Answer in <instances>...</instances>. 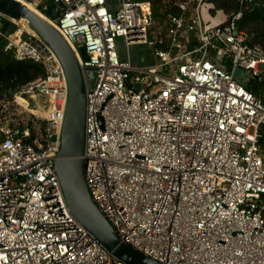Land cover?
Listing matches in <instances>:
<instances>
[{
	"label": "built area",
	"instance_id": "built-area-1",
	"mask_svg": "<svg viewBox=\"0 0 264 264\" xmlns=\"http://www.w3.org/2000/svg\"><path fill=\"white\" fill-rule=\"evenodd\" d=\"M16 1L59 32L85 78L96 74L85 180L120 240L160 264H264V100L248 89L264 84V48L238 27L242 14L212 16L207 0L175 1L178 14L162 20L146 1ZM0 37L45 71L11 95L42 130L0 126V264H125L76 221L56 174L68 100L60 61L2 14ZM135 47L153 63L133 64Z\"/></svg>",
	"mask_w": 264,
	"mask_h": 264
},
{
	"label": "water",
	"instance_id": "water-1",
	"mask_svg": "<svg viewBox=\"0 0 264 264\" xmlns=\"http://www.w3.org/2000/svg\"><path fill=\"white\" fill-rule=\"evenodd\" d=\"M53 11L56 15H53ZM60 9L51 5L46 14L52 18L60 17ZM0 14L16 21H24L36 35L50 47L60 61L68 82V100L62 130L56 174L58 176L68 208L76 221L84 227L109 253L125 264H160L123 243L115 229L93 202L85 180V122L86 94L93 88L96 74L89 72L85 78L74 52L48 22L23 6L16 0H0ZM12 31L9 26L6 35ZM83 60L88 61L84 47L79 49ZM234 78L246 86L248 74L236 69ZM140 89V85L136 86Z\"/></svg>",
	"mask_w": 264,
	"mask_h": 264
},
{
	"label": "trees",
	"instance_id": "trees-1",
	"mask_svg": "<svg viewBox=\"0 0 264 264\" xmlns=\"http://www.w3.org/2000/svg\"><path fill=\"white\" fill-rule=\"evenodd\" d=\"M151 3L153 17L162 20L167 14H178L174 6V0H134ZM215 7L216 11H222L230 20L238 13L242 14L238 22L241 30L249 31L254 35L253 43L264 48V0H207ZM6 40L0 37V126L9 123L12 129L30 128L32 133L42 130V124L37 122L29 114L16 113V107L9 104L11 95L18 92L21 87L30 84L36 79L43 77L45 71L42 65L32 61L18 62L13 52L5 51ZM248 89L257 97L264 100V89H256L249 84ZM10 121V122H9ZM2 137L0 135V142Z\"/></svg>",
	"mask_w": 264,
	"mask_h": 264
},
{
	"label": "rangeland",
	"instance_id": "rangeland-1",
	"mask_svg": "<svg viewBox=\"0 0 264 264\" xmlns=\"http://www.w3.org/2000/svg\"><path fill=\"white\" fill-rule=\"evenodd\" d=\"M114 3H117L119 2V0H112ZM175 1H178V0H174ZM214 15H218V17H220V19L223 18L224 16V19H228V16H226L224 14V12L221 13V11H216L214 13V11L212 12V16ZM24 25V24H23ZM123 54H126L125 51L122 52ZM131 54H132V62L133 64L135 65H150L153 63V57H152V51L147 48V47H135V48H132L131 49ZM224 65L228 68V69H231V60L229 58L226 59ZM251 85H253V87H256V89H264V84H261L259 83L256 79L252 80ZM9 104H11L12 106H15L17 109H16V113L18 115L20 114H29V113H26L23 108H21L19 105L13 103V101H10ZM31 115V114H29ZM10 122V121H9ZM1 123V121H0ZM5 124L6 126L9 125V123L6 121V123H3ZM262 134L264 135V126L262 127Z\"/></svg>",
	"mask_w": 264,
	"mask_h": 264
},
{
	"label": "bare ground",
	"instance_id": "bare-ground-1",
	"mask_svg": "<svg viewBox=\"0 0 264 264\" xmlns=\"http://www.w3.org/2000/svg\"><path fill=\"white\" fill-rule=\"evenodd\" d=\"M19 23L22 25L23 28H25L27 30V32H29L32 35H35V32L27 25L26 22L24 21H19ZM24 24V25H23Z\"/></svg>",
	"mask_w": 264,
	"mask_h": 264
},
{
	"label": "crops",
	"instance_id": "crops-1",
	"mask_svg": "<svg viewBox=\"0 0 264 264\" xmlns=\"http://www.w3.org/2000/svg\"><path fill=\"white\" fill-rule=\"evenodd\" d=\"M110 2H111V5H115V4H117V3H118V2H117V3H114L112 0H110Z\"/></svg>",
	"mask_w": 264,
	"mask_h": 264
}]
</instances>
